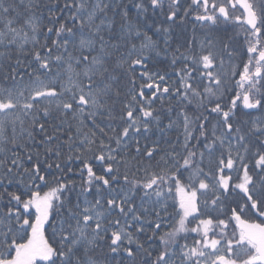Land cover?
<instances>
[{"label":"snow or ice","instance_id":"1","mask_svg":"<svg viewBox=\"0 0 264 264\" xmlns=\"http://www.w3.org/2000/svg\"><path fill=\"white\" fill-rule=\"evenodd\" d=\"M0 264H264V0H0Z\"/></svg>","mask_w":264,"mask_h":264}]
</instances>
